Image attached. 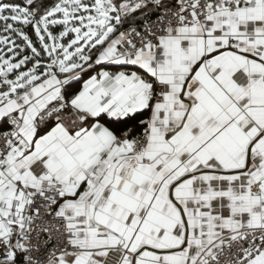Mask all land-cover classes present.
Listing matches in <instances>:
<instances>
[{"label": "snow or ice", "instance_id": "6c2138e0", "mask_svg": "<svg viewBox=\"0 0 264 264\" xmlns=\"http://www.w3.org/2000/svg\"><path fill=\"white\" fill-rule=\"evenodd\" d=\"M0 22V264H264V0Z\"/></svg>", "mask_w": 264, "mask_h": 264}, {"label": "trees", "instance_id": "16d2710c", "mask_svg": "<svg viewBox=\"0 0 264 264\" xmlns=\"http://www.w3.org/2000/svg\"><path fill=\"white\" fill-rule=\"evenodd\" d=\"M16 2H21V0H16ZM45 3H51L52 0H44ZM30 31V30H29Z\"/></svg>", "mask_w": 264, "mask_h": 264}, {"label": "rangeland", "instance_id": "374dc122", "mask_svg": "<svg viewBox=\"0 0 264 264\" xmlns=\"http://www.w3.org/2000/svg\"><path fill=\"white\" fill-rule=\"evenodd\" d=\"M2 23L3 22H0V31H2ZM17 27H20L19 25H17ZM19 42V41H18Z\"/></svg>", "mask_w": 264, "mask_h": 264}, {"label": "crops", "instance_id": "0c3cea01", "mask_svg": "<svg viewBox=\"0 0 264 264\" xmlns=\"http://www.w3.org/2000/svg\"><path fill=\"white\" fill-rule=\"evenodd\" d=\"M113 70H115V69H113ZM85 79H87V77H85Z\"/></svg>", "mask_w": 264, "mask_h": 264}]
</instances>
